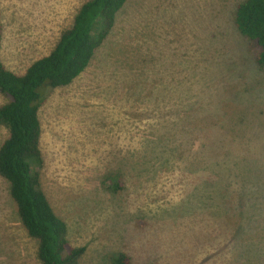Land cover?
Masks as SVG:
<instances>
[{
	"label": "rangeland",
	"instance_id": "obj_1",
	"mask_svg": "<svg viewBox=\"0 0 264 264\" xmlns=\"http://www.w3.org/2000/svg\"><path fill=\"white\" fill-rule=\"evenodd\" d=\"M85 1L0 0L4 66L47 54ZM240 1L127 0L86 69L46 91L40 180L79 264H264V70ZM0 264H41L2 177Z\"/></svg>",
	"mask_w": 264,
	"mask_h": 264
},
{
	"label": "trees",
	"instance_id": "obj_2",
	"mask_svg": "<svg viewBox=\"0 0 264 264\" xmlns=\"http://www.w3.org/2000/svg\"><path fill=\"white\" fill-rule=\"evenodd\" d=\"M127 0H86L63 30L54 47L31 62L22 74L7 69L0 59V125L7 136L0 144V177L8 184L18 219L37 241L41 264H79L85 246H72L67 225L53 210L40 180L43 155L40 149L39 108L46 91L70 84L89 65L95 50L111 32L116 15ZM233 22L255 48V61L264 70V0L236 4ZM1 46V39H0ZM107 188H122L118 174L108 175ZM123 252L110 256L108 264H128Z\"/></svg>",
	"mask_w": 264,
	"mask_h": 264
}]
</instances>
